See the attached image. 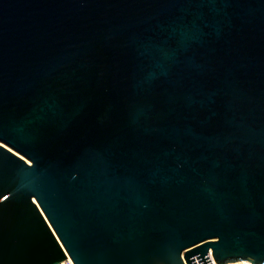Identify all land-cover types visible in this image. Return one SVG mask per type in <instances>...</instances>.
Segmentation results:
<instances>
[{
    "label": "water",
    "instance_id": "95a60500",
    "mask_svg": "<svg viewBox=\"0 0 264 264\" xmlns=\"http://www.w3.org/2000/svg\"><path fill=\"white\" fill-rule=\"evenodd\" d=\"M264 264V0H0V264Z\"/></svg>",
    "mask_w": 264,
    "mask_h": 264
},
{
    "label": "built area",
    "instance_id": "2783aa9c",
    "mask_svg": "<svg viewBox=\"0 0 264 264\" xmlns=\"http://www.w3.org/2000/svg\"><path fill=\"white\" fill-rule=\"evenodd\" d=\"M207 256H208V258H209V260H210V262H211V263H209V264H218V263L215 262V260L213 259V257H212V255H211L210 252L207 253ZM55 264H75V263H74L73 260L68 256V254H65V257L62 258L60 261H58V262L55 263ZM224 264H226V263H224Z\"/></svg>",
    "mask_w": 264,
    "mask_h": 264
},
{
    "label": "bare ground",
    "instance_id": "6f19581e",
    "mask_svg": "<svg viewBox=\"0 0 264 264\" xmlns=\"http://www.w3.org/2000/svg\"><path fill=\"white\" fill-rule=\"evenodd\" d=\"M226 264H252L247 260H238V261H231V262H226Z\"/></svg>",
    "mask_w": 264,
    "mask_h": 264
}]
</instances>
